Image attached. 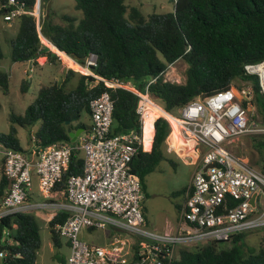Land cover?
<instances>
[{
	"label": "trees",
	"instance_id": "obj_1",
	"mask_svg": "<svg viewBox=\"0 0 264 264\" xmlns=\"http://www.w3.org/2000/svg\"><path fill=\"white\" fill-rule=\"evenodd\" d=\"M9 0H0V4ZM29 9L37 0H18ZM46 3L48 0H41ZM171 12H154L145 16L136 7H128L125 0H75V8L82 13L76 18L63 15V23H55L54 13L48 12L41 20L40 28L32 15L17 18L19 30L12 39L11 59L26 62L47 57L56 63L58 55L65 52L81 65L96 56V75L105 80L119 78L131 81L140 91H145L150 79L160 78L149 86L151 99L167 112L175 113L189 101L225 90L235 80L250 82L254 88V105L264 127V94L256 76L246 75L245 66L264 60V0H173ZM4 10H0L3 15ZM44 36L52 44L43 41ZM51 46V48L49 47ZM4 58L0 42V61ZM184 60L188 67L183 84L164 82L170 64ZM75 62L71 60L70 66ZM69 70L62 83L53 82L41 86L35 101L23 116L15 112L9 115L10 128L0 133V143L25 153H35L57 142L77 144L69 134L83 128L88 131L82 115L90 114L92 99L108 91L114 101L110 135L137 131L143 138L138 154L134 157L132 171L139 176L145 192V178L167 158L166 138L169 123L157 117L151 124L142 126L136 112L138 96L133 92L113 88L105 81L90 75H80L77 85L68 89ZM30 79L22 80L20 88L27 92ZM0 88L10 91V77L0 70ZM69 123L67 124V122ZM38 126L33 146L24 148L18 136V127ZM258 154L257 164L264 173V135L252 140ZM84 158L75 150L53 192L66 197L70 177L83 174ZM11 181L4 173L0 179V199L3 201ZM188 187L177 191L184 194ZM187 198V197H186ZM145 213V212H144ZM68 213L59 210L49 221V231L56 248L60 247L57 225L62 224ZM15 227V231H14ZM246 233L236 234L223 245L211 241L195 246L182 247L173 264H264V247L256 250L245 242ZM225 242V241H223ZM42 237L36 216L32 212L16 213L0 218V264H38V252Z\"/></svg>",
	"mask_w": 264,
	"mask_h": 264
},
{
	"label": "built area",
	"instance_id": "obj_2",
	"mask_svg": "<svg viewBox=\"0 0 264 264\" xmlns=\"http://www.w3.org/2000/svg\"><path fill=\"white\" fill-rule=\"evenodd\" d=\"M4 9L5 22L27 14L36 18L40 28V0L31 9L23 2L9 0L0 4V10ZM42 39L52 44L44 36ZM62 53H57L59 58L66 54ZM95 65L96 60L90 58L84 68L91 73ZM245 73L257 77L264 94V60L246 65ZM91 76L96 79L92 86L102 80L137 95L136 112L142 126L153 112L158 114L155 119L164 118L170 126L165 142L168 152L179 153L177 143L182 150L199 155L177 231L160 233L146 226L145 193L131 167L143 138L137 131L110 135L114 101L108 91L90 101L91 128L77 144L57 142L31 158L4 147V173L11 183L0 218L46 208L67 212L65 222L56 226L60 236L70 243L66 264H173L182 247L223 242L236 234L264 229V173L229 148L235 138L259 130L255 119H250L252 110L253 114L257 111L252 83L241 80L240 88L233 84L197 97L172 113L149 96V86L159 76L150 79L145 91L138 90L131 81H108L93 72ZM163 81L169 82L165 75ZM75 150L82 153L84 170L69 178L66 201L29 203L32 172L39 177L42 193L50 196ZM105 229L111 234L104 245L90 243L81 236L86 230Z\"/></svg>",
	"mask_w": 264,
	"mask_h": 264
},
{
	"label": "rangeland",
	"instance_id": "obj_3",
	"mask_svg": "<svg viewBox=\"0 0 264 264\" xmlns=\"http://www.w3.org/2000/svg\"><path fill=\"white\" fill-rule=\"evenodd\" d=\"M39 2V1H38ZM125 3L128 7L136 6L141 12L148 16L154 12L165 13L171 12L174 10V1L173 0H125ZM41 7V20L44 15L48 12L54 13L52 19L55 23H63V15H69L77 19L82 17L81 11L75 8V0H48L46 3H43L40 0ZM18 20L16 19L12 22V27L8 28V24L3 20V16L0 15V37L2 39V48L5 54L4 59L0 62V70L5 71L11 68V51L12 47L10 41L5 37L4 30L8 28L9 33L15 34L16 25ZM45 42V40H43ZM46 44V42H45ZM51 48V46H49ZM52 49V48H51ZM53 50V49H52ZM55 51V50H53ZM57 52V51H55ZM57 54V53H56ZM91 59L96 60V56L93 55ZM67 58L65 62H56L54 63L55 67L52 69V74L47 73L48 75L40 76L39 74L33 73L32 79H30L31 85L27 92L23 93L21 91L20 85L24 77L23 70L25 65L23 63H17L14 71L15 74L10 80V91L8 94L3 93L0 88V133H7L10 128L9 115L11 112H15L19 116H23L27 107L32 104L38 96L40 89V84H49L53 82L62 83L69 70L74 71V74H70V78L67 81V88L71 89L75 87L79 81L80 75H90L91 73L83 69L85 65L74 64L70 66V60ZM81 65V66H80ZM187 63L180 59L170 64L168 69L165 72V78L168 79L171 83L185 82L187 69ZM4 68V69H3ZM63 72V75L59 74ZM233 84L240 88L242 85L241 80H235ZM90 114L84 113L82 115V121L89 123ZM250 119H255L257 123V128L259 129L256 132L248 133L246 135L239 136L235 138L229 148L236 155L243 158L249 165L259 168L257 164L258 154L252 146L253 138L257 136L264 135L261 126V116L255 110L250 113ZM38 126H32L31 128H22L18 127V136L20 138L21 144L27 150L30 149L29 141L35 140V132L37 131ZM176 149L179 151L181 156H186L189 153V150H182L177 143H175ZM167 158L163 160L157 168L148 174L145 178L146 190H145V199L143 201V209L147 218L148 225L151 230L157 232H173L177 231L178 226L180 225V210L183 207L187 191L184 194H179L177 191L181 190L183 187H188L191 183V178L195 170V159H181L179 155L174 152L170 153L166 149ZM173 227L174 229H172ZM149 228V229H150ZM171 228L172 231L165 229ZM42 237V247L38 256V264H65L62 259L68 256V248L63 246L55 248L53 253L51 252V238L49 232L46 229L41 230ZM95 241H90V243L103 245L105 238L103 237L102 231L94 230ZM94 238V237H93ZM245 242L250 247L258 250L264 247V229H257L246 233ZM223 245H231L229 242H222Z\"/></svg>",
	"mask_w": 264,
	"mask_h": 264
},
{
	"label": "crops",
	"instance_id": "obj_4",
	"mask_svg": "<svg viewBox=\"0 0 264 264\" xmlns=\"http://www.w3.org/2000/svg\"><path fill=\"white\" fill-rule=\"evenodd\" d=\"M14 21H12V22H14ZM12 22H10V23L6 22L8 24V26H9L8 28L12 27ZM8 28L5 29L3 33H5V37L10 41V44H11L12 39L18 33V30H19V22L16 25V29L17 30L15 31V34L14 35L11 34V33H9ZM0 42H1V46H2V39H1V37H0ZM11 47H12V44H11ZM2 50H3V48H2ZM55 53H60L61 55L64 54V53H62L59 50L57 52H55ZM4 57H5V54H4ZM64 57H67V58L70 59V57H68L65 54V55L62 56V58H59L58 59V62L61 61L60 63L63 64L62 62H65ZM74 62H75V64H78L76 61H74ZM17 63H23L25 65V68L23 70V75H24V77L29 78V79H32V74L33 73L39 74L40 76H43V75L47 76L48 75L47 73L52 74V69H53L52 66L55 67L54 63L48 62L47 57H45V56L39 57L36 60L35 59H32V60H29V61H26V62H13L12 61L11 68L9 69V72H8L7 69H5V71H4V72L8 73V75L10 77V80H11L12 76L15 74L14 68H15V66H16ZM0 67H2V66L0 65ZM1 71H3V70H1ZM59 74H61V76H62L63 75V72H60ZM42 85L43 84H40V88H41ZM89 120H90L89 123H86V124L89 125V128H90L91 127V124H92L91 117H89ZM86 132L87 131L84 130V132H82L79 137H82L83 135H85ZM79 137H78V140H79ZM32 146H33V142L32 141H29V147H32ZM170 153H172V152H170ZM174 153L176 154V152H174ZM28 154H29V157L30 158L33 157L35 155V150L33 149V150L29 151ZM177 154L179 155V158H181V159H185V158L195 159L194 162H195L196 166H197V163H198V159H200V157H199L198 154L192 153V152L188 153V155H186V156H181V154H179V153H177ZM3 160H4V146H3L2 143H0V179H1V176H2V173H3ZM196 166H195V168H196ZM27 201L29 203H32V204H37V203H42V202H47V201H49L50 203L51 202L52 203L53 202L54 203L55 202H65L66 201V197H63V194H59V193H55V192H53L52 194H50V196H47V195L43 194L42 193V190H41V186H40L39 177L37 176V174L35 173V171H33L32 172V182H31V185H30V187L28 189ZM1 205H2V200L0 199V211H1ZM58 211L59 210H55L53 208H46V209H35L32 212L36 216V218H37V222H38V225L40 227V233H41V230L42 229H46L49 232V235H50V238H51V234H50V231H49V221L53 218V216ZM144 215H145V213H144ZM145 219H146V226L148 228H150V226L148 225V222H147L146 215H145ZM171 228L174 229L173 227H171ZM171 228H169V229L166 228L165 231H167V230L172 231ZM14 231H15V227H14ZM101 231L103 233V237L105 238V240H104V243H105L107 241V239H109V237H110L111 230L110 229H105V230H101ZM81 236H82L83 239H85L87 241H89V240L90 241H92V240L95 241L94 230H86V231H83L82 234H81ZM51 241H52V238H51ZM59 243H60V247L65 246V247L68 248V256L65 259L64 258L62 259V262L64 261V263L66 264V262L68 260V257H69V254H70V243H69V241L67 239H65L63 237L60 238V242ZM51 246H52L51 252L53 253V251L56 248L54 246L53 241L51 243ZM39 253L40 252H38V256H39ZM37 261H38V259H37Z\"/></svg>",
	"mask_w": 264,
	"mask_h": 264
},
{
	"label": "water",
	"instance_id": "obj_5",
	"mask_svg": "<svg viewBox=\"0 0 264 264\" xmlns=\"http://www.w3.org/2000/svg\"><path fill=\"white\" fill-rule=\"evenodd\" d=\"M91 70H92L93 73L96 72V68L95 67H92ZM68 123H69V121L67 122V124ZM82 132H84L83 128H79L76 131H71L69 129V134H70V137L72 138V141L75 142ZM252 203H254V198L252 199Z\"/></svg>",
	"mask_w": 264,
	"mask_h": 264
},
{
	"label": "bare ground",
	"instance_id": "obj_6",
	"mask_svg": "<svg viewBox=\"0 0 264 264\" xmlns=\"http://www.w3.org/2000/svg\"><path fill=\"white\" fill-rule=\"evenodd\" d=\"M53 45V44H52ZM67 57H64V59H66ZM68 60H70L71 61V59H69V58H67ZM67 60V61H68ZM76 65H78V64H76ZM83 69H85L84 67H82ZM86 70V69H85ZM162 112V111H161ZM158 113H160V112H158ZM158 114H157V112H153L152 113V115H148L147 116V119H146V121H145V126L146 125H149V124H151L152 123V121L155 119V117L157 116Z\"/></svg>",
	"mask_w": 264,
	"mask_h": 264
},
{
	"label": "clouds",
	"instance_id": "obj_7",
	"mask_svg": "<svg viewBox=\"0 0 264 264\" xmlns=\"http://www.w3.org/2000/svg\"><path fill=\"white\" fill-rule=\"evenodd\" d=\"M59 50V49H58ZM60 51V50H59Z\"/></svg>",
	"mask_w": 264,
	"mask_h": 264
}]
</instances>
